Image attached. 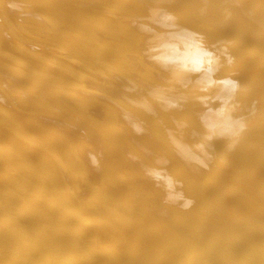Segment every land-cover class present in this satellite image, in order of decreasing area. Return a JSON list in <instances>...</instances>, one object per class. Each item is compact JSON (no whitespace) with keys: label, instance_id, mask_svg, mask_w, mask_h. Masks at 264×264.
<instances>
[{"label":"bare ground","instance_id":"6f19581e","mask_svg":"<svg viewBox=\"0 0 264 264\" xmlns=\"http://www.w3.org/2000/svg\"><path fill=\"white\" fill-rule=\"evenodd\" d=\"M0 264H264V0H0Z\"/></svg>","mask_w":264,"mask_h":264}]
</instances>
